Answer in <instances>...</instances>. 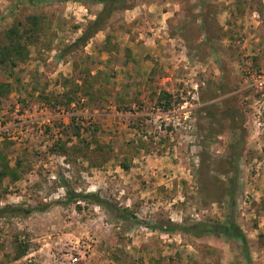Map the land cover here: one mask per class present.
I'll list each match as a JSON object with an SVG mask.
<instances>
[{"label": "rangeland", "instance_id": "1", "mask_svg": "<svg viewBox=\"0 0 264 264\" xmlns=\"http://www.w3.org/2000/svg\"><path fill=\"white\" fill-rule=\"evenodd\" d=\"M17 1L0 0V40L34 14L44 33L0 105V155L25 171L0 182L17 210L0 264H247L240 241L187 231L231 222L264 264V0H127L66 54L103 6ZM61 179L126 219L68 203Z\"/></svg>", "mask_w": 264, "mask_h": 264}, {"label": "trees", "instance_id": "2", "mask_svg": "<svg viewBox=\"0 0 264 264\" xmlns=\"http://www.w3.org/2000/svg\"><path fill=\"white\" fill-rule=\"evenodd\" d=\"M46 0H31L30 2H25V0H18L16 4L10 7V11H14L17 8H20L22 4H31L33 3L35 7L41 6ZM88 3L92 4H100L103 6L102 11L97 15L94 22H92L88 28L84 31V33L73 43L70 47H68L64 54L70 53L73 51L74 47H79L81 45H86L89 40H91L98 32L101 31L104 24L109 20L111 15L114 13L116 9L121 7L126 8L127 5L125 2L127 0H84ZM14 13V12H13ZM42 17L38 15L29 16L25 21H14L13 25L6 31L3 32L4 39L0 40V73L5 71V73H9L10 76L14 77L17 67L26 63L31 56V48L36 46L39 43L41 35L44 33V29L42 28ZM64 56L62 53L57 55V59H62ZM18 85H20V80H15ZM68 82V81H67ZM13 83H3L0 82V105L3 102V98L7 97L10 93L13 92ZM37 90L35 87L33 93ZM44 93V92H41ZM40 93V94H41ZM45 94V93H44ZM41 96L44 101H48L49 98L47 96ZM68 94V93H67ZM165 98L167 99V104L165 105L166 109L170 108V96L167 93H164ZM169 99V100H168ZM79 135V132H78ZM4 155H0V165L5 164ZM21 163L18 162L15 168L8 167V163L4 166L0 167V182L5 178H10L13 182L18 181L23 172L21 168ZM64 181L63 179H61ZM66 192L68 195V203L73 202L74 200L79 201H90L94 202L97 206L109 208L111 211L116 213H120V216L125 218V215L121 213L122 211L118 209V207L108 201L105 198H102L98 194L89 193V194H77L74 193L67 182L64 181ZM228 194L232 195V191L228 192ZM233 197V196H232ZM1 198V197H0ZM7 210L17 211L16 209H9V207H5L0 209V217L5 214ZM20 210V209H18ZM35 209H28L25 211L26 214H30L34 212ZM153 230H162V231H174L177 228L170 227L168 229H163L158 226H148ZM187 231L193 232L196 235H206V234H214L220 236H226L233 240L240 241L242 246V253L245 256L246 263L252 264V257L250 254V248L248 245V241L241 231V229L233 222L229 224H218L215 226H210L208 223H199L192 227L187 228ZM16 255L14 256L15 260L21 259L25 257L29 251V244L26 241H18L15 245Z\"/></svg>", "mask_w": 264, "mask_h": 264}, {"label": "crops", "instance_id": "3", "mask_svg": "<svg viewBox=\"0 0 264 264\" xmlns=\"http://www.w3.org/2000/svg\"><path fill=\"white\" fill-rule=\"evenodd\" d=\"M12 81H13V79H12V77L10 76L9 73L0 74V82H3V83H10V82H12ZM30 93H31V91H30ZM22 98L24 99L25 96H23ZM0 140H1V138H0ZM0 142H1V141H0Z\"/></svg>", "mask_w": 264, "mask_h": 264}, {"label": "built area", "instance_id": "4", "mask_svg": "<svg viewBox=\"0 0 264 264\" xmlns=\"http://www.w3.org/2000/svg\"><path fill=\"white\" fill-rule=\"evenodd\" d=\"M77 261V259H73V262H76Z\"/></svg>", "mask_w": 264, "mask_h": 264}]
</instances>
